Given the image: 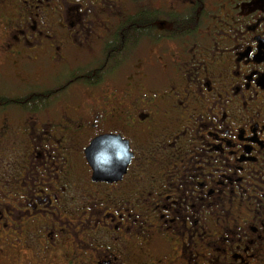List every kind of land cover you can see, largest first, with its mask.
<instances>
[{
	"label": "flooded vegetation",
	"instance_id": "1",
	"mask_svg": "<svg viewBox=\"0 0 264 264\" xmlns=\"http://www.w3.org/2000/svg\"><path fill=\"white\" fill-rule=\"evenodd\" d=\"M0 248L264 264V0H0Z\"/></svg>",
	"mask_w": 264,
	"mask_h": 264
},
{
	"label": "water",
	"instance_id": "2",
	"mask_svg": "<svg viewBox=\"0 0 264 264\" xmlns=\"http://www.w3.org/2000/svg\"><path fill=\"white\" fill-rule=\"evenodd\" d=\"M85 154L93 167V178L104 180L119 177L130 156L126 142L112 135L94 139L86 148Z\"/></svg>",
	"mask_w": 264,
	"mask_h": 264
},
{
	"label": "rangeland",
	"instance_id": "3",
	"mask_svg": "<svg viewBox=\"0 0 264 264\" xmlns=\"http://www.w3.org/2000/svg\"><path fill=\"white\" fill-rule=\"evenodd\" d=\"M10 252L0 248V264H11L9 261Z\"/></svg>",
	"mask_w": 264,
	"mask_h": 264
}]
</instances>
